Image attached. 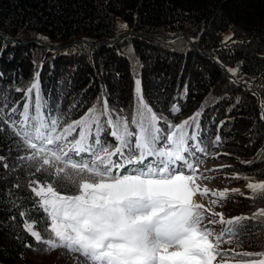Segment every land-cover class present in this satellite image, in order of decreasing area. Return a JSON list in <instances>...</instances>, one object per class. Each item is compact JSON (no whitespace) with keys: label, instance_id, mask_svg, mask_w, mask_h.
I'll use <instances>...</instances> for the list:
<instances>
[{"label":"trees","instance_id":"1","mask_svg":"<svg viewBox=\"0 0 264 264\" xmlns=\"http://www.w3.org/2000/svg\"><path fill=\"white\" fill-rule=\"evenodd\" d=\"M179 32L184 36L173 39ZM238 65L233 79L239 83H233L228 69ZM36 73L53 108L59 104L67 112L74 102L80 105L73 118L102 91L110 103L130 109L137 78L154 110H163L175 123L203 105L210 150L216 135L221 137L218 158L202 157L214 162L205 175L221 176L228 187L249 182L232 179L233 173L264 181V0H0V106L7 95V108L18 104L23 111L24 91ZM174 102L182 111L172 117L168 109ZM0 127L5 129L0 156L10 166L6 170L0 162V264H76L65 250H34L35 241L23 231L8 192L31 208L27 173L24 167L10 170L21 153L9 152L14 138L7 125ZM222 164L231 167L220 169ZM17 183L19 189L13 187ZM251 196L230 194L217 208L228 217L251 216L264 208V198ZM240 241L239 248L235 243L221 247L264 252V223L245 222Z\"/></svg>","mask_w":264,"mask_h":264},{"label":"snow or ice","instance_id":"2","mask_svg":"<svg viewBox=\"0 0 264 264\" xmlns=\"http://www.w3.org/2000/svg\"><path fill=\"white\" fill-rule=\"evenodd\" d=\"M228 72L238 76L239 65ZM24 100L23 111L18 104L8 109L5 95L0 123L14 138L9 152L21 153L10 170L26 169L32 207L20 197L12 200L11 190L8 196L23 231L37 245L34 250L62 249L76 264H226L228 260L264 264V252L221 247L233 243L241 247L245 222L264 223V208L251 216L231 217L216 210L223 208L230 194L243 193L239 188L214 190L202 183L208 179L200 171L202 157L218 158L215 149L221 146L217 134L209 149L203 105L175 123L163 110H154L137 78L130 109L110 103L102 91L87 111L73 118L80 105L74 102L67 112L59 104L53 108L41 94L39 73L24 91ZM181 111L175 102L168 109L172 117ZM0 162L9 170L5 157L0 156ZM232 179L249 181L250 199L264 198V181L252 182L239 173ZM13 187L19 189L20 184Z\"/></svg>","mask_w":264,"mask_h":264},{"label":"rangeland","instance_id":"3","mask_svg":"<svg viewBox=\"0 0 264 264\" xmlns=\"http://www.w3.org/2000/svg\"><path fill=\"white\" fill-rule=\"evenodd\" d=\"M213 164H214V162H212L211 160L205 159L204 163H202L200 165V171L201 172L208 171V169L213 167ZM207 177H208V179L203 181L202 183L204 185H206L207 187H209L210 189L223 190L225 187H227L229 189H231V188H239L243 194L250 193V191L247 188H245L246 186H244V185H236V186H230V187L223 186L221 184V179H220L221 176H214V178H212L213 177L212 175H208ZM216 210L220 211L218 208Z\"/></svg>","mask_w":264,"mask_h":264},{"label":"water","instance_id":"4","mask_svg":"<svg viewBox=\"0 0 264 264\" xmlns=\"http://www.w3.org/2000/svg\"><path fill=\"white\" fill-rule=\"evenodd\" d=\"M178 36H184L182 32H179L173 39H175ZM230 80H233V77L230 76Z\"/></svg>","mask_w":264,"mask_h":264}]
</instances>
